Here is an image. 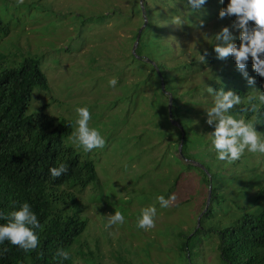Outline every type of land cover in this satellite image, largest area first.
I'll list each match as a JSON object with an SVG mask.
<instances>
[{
	"label": "rangeland",
	"instance_id": "obj_1",
	"mask_svg": "<svg viewBox=\"0 0 264 264\" xmlns=\"http://www.w3.org/2000/svg\"><path fill=\"white\" fill-rule=\"evenodd\" d=\"M146 1L156 25L162 27V39L172 48L168 46L170 52L162 53L163 62L172 65L197 59L189 66L204 65L199 56L205 49V61L217 58L213 35L222 26H231L235 19L219 18L227 0H206L195 11L187 9L186 0ZM139 6L140 0H0V15L9 26L8 34L0 31V68L16 67L26 57H34L49 80L48 89H34L27 112L36 117H67L75 128V108L87 105L89 126L96 127L105 138L104 147L91 152L75 144L70 139L72 133L65 138L83 159L94 161L98 173L97 180L83 190L68 187L74 196L55 204L64 214L87 221L85 230L69 247L75 264H182L176 249V224L192 228L206 210L208 185L203 183L202 171L193 166L180 175L178 185L171 186L181 168L174 156L185 159L176 148L174 136L162 137L159 132L163 126L158 122L159 109L154 100L155 78L141 81L149 68L138 60L143 52L133 51L144 24ZM175 16L181 17L180 22L173 21ZM232 31L238 37L239 30ZM151 36L158 38L156 33ZM217 60L231 68L235 65L231 56ZM210 68L209 64L204 70L196 69L183 88H196L208 77ZM111 78L117 79L115 86L108 84ZM202 88L205 93H197L201 103L196 106L200 115L193 114V118L195 127L210 138L214 126L206 123L205 109L211 106L213 97L206 85ZM251 118L256 121V129L264 133L256 116ZM195 134L191 135L190 151L203 150L215 159L211 141L208 145L205 141L196 143ZM215 164L209 174L215 188L220 187L222 192L220 203L213 206V226H227L237 220V204L246 209L250 205L254 210L264 208V192L255 201L264 186V153L245 151L238 160ZM170 193H175L176 199L161 209L156 196L167 198ZM150 204L156 205L158 215L155 226L145 231L136 227V219L140 209ZM115 210L124 214L125 222L106 228L107 217ZM210 236L199 237L202 251L194 264H217V241Z\"/></svg>",
	"mask_w": 264,
	"mask_h": 264
},
{
	"label": "trees",
	"instance_id": "obj_2",
	"mask_svg": "<svg viewBox=\"0 0 264 264\" xmlns=\"http://www.w3.org/2000/svg\"><path fill=\"white\" fill-rule=\"evenodd\" d=\"M144 6L148 21L141 31L136 51L140 49L141 53L143 52L138 60L142 62L141 64H147L149 71L141 81L145 83L151 77L155 78L154 100L159 109L158 122L163 126V129L159 130L162 137L167 136L166 134L174 136L179 152L180 143L183 142L181 154L185 161L179 156H174L181 168L174 175L171 186L178 185L180 175L185 170L195 167L204 174L201 178L203 183L208 185L207 196L211 187L210 203L201 216L200 223L197 221L192 228L176 224V249L181 254L179 262L181 259L182 264H194V259L200 256L202 251L199 247L201 240L199 237L211 235L210 239L217 241V246H214L217 264H264V208L254 210L250 205L246 209L244 205L237 204L239 208L237 220L227 226H213V206L220 203L219 192L222 191L220 187L215 188L209 172L213 163L219 166L225 161L218 160L215 156L212 160V157L206 156L203 150L196 153L190 151L191 135L194 133L196 143L205 141L208 145L211 141L205 132L196 128V119L193 118V114L200 115L196 109L201 103L197 93L200 91L205 93L202 88L204 85L212 86L214 89L231 88L237 91L242 102L231 111L245 118L255 115L262 130L264 105H259L255 111L244 110L248 107L247 97L254 94V90L250 89L252 86L248 85L246 78L235 65L233 68L228 67L216 57L204 61V65L198 64L197 67L189 66L191 63L195 65L197 59L179 61L172 65L163 62L160 57L164 51L170 52L168 48L170 45L162 39L160 32L162 27L156 25L152 9L146 0ZM139 8L142 11V7ZM0 31L4 34L9 33V26L3 22L1 15ZM151 33H156L158 38L153 36L151 39ZM137 34L138 32L136 36ZM170 49L172 50L171 47ZM39 64L34 57H26L19 66L0 68V211L7 214L18 208L22 201L27 200L42 224L38 230L39 242L35 249L25 252L7 240L0 244V250L7 248V251L0 255V264H75L69 247L85 230L87 221L74 214H64L55 208V204L68 201L74 196L75 192L67 190L68 187L83 190L98 178L94 161L83 159L73 146L65 143V138L74 130L70 118H57L49 114L36 117L27 112L34 89L49 88L48 77ZM209 64L212 67L211 72L200 85L196 88H183L196 69L206 68ZM247 70L250 76L255 77V87L264 90V78L254 72L251 61L247 65ZM170 95L172 115L169 112ZM186 95L189 97L184 98ZM255 102L259 104L258 101ZM194 160L200 163H195ZM58 161L65 162L68 171L53 179L49 168L56 166ZM263 192L264 186L255 195V201L259 200ZM207 196L204 200L205 207ZM5 222L6 219H0V223ZM60 247L70 252L68 260L56 256V250Z\"/></svg>",
	"mask_w": 264,
	"mask_h": 264
},
{
	"label": "clouds",
	"instance_id": "obj_3",
	"mask_svg": "<svg viewBox=\"0 0 264 264\" xmlns=\"http://www.w3.org/2000/svg\"><path fill=\"white\" fill-rule=\"evenodd\" d=\"M223 3V0H221ZM206 0H186L187 9L190 11L199 10ZM219 18L234 16L231 26L225 25L214 33V51L217 59H225L231 56L235 62L236 69L246 78L250 89L254 94L247 97L248 107L244 110L255 111L259 105H264V90L255 87V77L250 76L247 65L251 61L254 72L264 78V0H227L224 7L219 10ZM181 17H173V21L180 22ZM251 22V23H250ZM232 29H238V37ZM237 39L239 43H237ZM207 49L204 54H200L199 59L205 61ZM110 86L117 84L116 78L108 81ZM206 91L212 95L213 102L205 109L206 123L212 125L213 130L209 133L211 138L210 147L216 152V158L222 161L232 162L241 158L245 151L252 153H264V133L256 129V121L252 118H245L242 115L233 113L231 110L236 105H240L242 98L240 94L228 88L214 89L208 86ZM255 101H258L257 104ZM77 119L70 139L82 147L84 152H91L96 148H103L105 138L96 127H90V109L87 105L75 108ZM68 171L65 162L58 161L56 166L49 168L51 177L54 179ZM176 199L175 193H170L167 198L164 195H157L156 201L161 209L170 206ZM157 207L155 204L142 207L136 219V227L145 231L155 226L157 217ZM0 219H6L5 223H0V244L6 240L23 249L25 252L35 249L39 242L38 230L42 227L36 212L31 204L25 200L18 208H14L5 214L0 211ZM125 222L124 214L115 210L107 217L106 228L115 224ZM7 248L0 250V255ZM56 256L62 260L70 258V252L63 247L57 248Z\"/></svg>",
	"mask_w": 264,
	"mask_h": 264
},
{
	"label": "water",
	"instance_id": "obj_4",
	"mask_svg": "<svg viewBox=\"0 0 264 264\" xmlns=\"http://www.w3.org/2000/svg\"><path fill=\"white\" fill-rule=\"evenodd\" d=\"M140 3H141V7H142V10H143V16H144V24L143 26L141 27L140 31H139V34H138V37L136 39V42L134 44V47H133V51L136 52V48H137V45L139 43V38L141 36V31L143 30V27L147 24V17H146V9H145V6H144V2L143 0H140ZM164 87V85H163ZM169 112H170V115H172V95H170V101H169ZM174 123L176 124H179L178 122H176L175 120H172ZM182 145H183V142L180 143V146H179V149H180V152H182ZM210 199H211V187L209 189V194H208V198H207V205L205 207V209H207V207L209 206V203H210ZM199 222H200V217H199Z\"/></svg>",
	"mask_w": 264,
	"mask_h": 264
}]
</instances>
